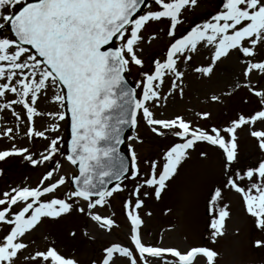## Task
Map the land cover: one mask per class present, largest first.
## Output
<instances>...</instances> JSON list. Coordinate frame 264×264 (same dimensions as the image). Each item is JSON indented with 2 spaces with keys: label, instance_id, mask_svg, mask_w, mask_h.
<instances>
[{
  "label": "snow or ice",
  "instance_id": "1",
  "mask_svg": "<svg viewBox=\"0 0 264 264\" xmlns=\"http://www.w3.org/2000/svg\"><path fill=\"white\" fill-rule=\"evenodd\" d=\"M197 3L0 0V110H11L16 122L15 130L6 127L0 130V136L14 141L23 125L28 140L46 141L42 151L33 152L15 143L0 150V161L17 156L33 168H46L36 186H18L0 193V228L4 229L0 235V264H18L21 257L25 264H79L54 246L23 255L29 248L25 237L45 220L54 222L73 213L87 216L104 230L118 227L114 213L101 215L97 209L124 190V179L138 181L129 198L122 201L129 223V244L110 243L92 264H116L119 259L127 264H215L218 253L210 247L193 246L181 251L147 244L140 235L143 220L137 210L143 205L141 190L150 189L160 199L178 166L198 143L220 151L225 176L222 188L240 194L245 211L254 218V227L264 232V0H223L222 10L210 19L180 31L185 12ZM153 23L164 25L169 42L144 70L143 45L157 38L155 30L148 34ZM200 49H207L208 62L194 67L195 73L210 77L218 64L235 53L242 67L241 80L233 88L246 89L257 98L251 111L235 114L222 127L196 126L178 114L158 118L155 112L164 106L161 100H167L174 91L183 94L178 83L185 75L181 65L188 64ZM133 66L140 69V79L136 87H129L125 73ZM166 79L170 87L163 93ZM224 95L231 96L232 91ZM42 98L50 99L58 110H39ZM220 99L211 96L213 102ZM196 115L210 117L207 111ZM38 117L47 118L48 127L37 129ZM140 120L155 136L176 138L163 151L160 162L144 161L147 171L143 174L132 144H128L130 164L119 150L125 128L135 129ZM59 121H70L71 138L64 151L61 145L65 141L56 134ZM245 127L261 158L251 165L234 167L239 164L237 133ZM127 140L142 142L137 135H129ZM58 155L75 168L71 175L60 174ZM222 188L217 187L209 201L213 243L223 235L225 219L230 215L228 205L219 204ZM148 195V191L143 192V196ZM253 246L264 247V240L254 241Z\"/></svg>",
  "mask_w": 264,
  "mask_h": 264
},
{
  "label": "rangeland",
  "instance_id": "2",
  "mask_svg": "<svg viewBox=\"0 0 264 264\" xmlns=\"http://www.w3.org/2000/svg\"><path fill=\"white\" fill-rule=\"evenodd\" d=\"M222 7L223 0H198L194 8L185 12L184 25L180 31L187 29L186 22H189L190 26L202 23L215 15L217 11L222 10ZM163 29L164 25L157 23L150 24L148 27V34L155 30L157 38L151 44L143 45L144 70L150 67L151 59L159 58V54L165 50L169 42ZM207 56V49H200L193 54L192 60L188 64L181 65V70L185 75L178 83L183 88V94L181 95L180 91L176 90L168 95L167 100H161V104L164 106L155 109L158 118H171L178 114L192 121L196 126L222 127L235 114L251 111L255 107L257 98L251 96L246 89L233 88V85L241 80L242 66L236 59V54L233 53L228 59L218 64L210 77H202L195 73L193 68L207 64ZM139 71L140 69L133 66L126 72L129 81L135 87L136 81L140 79ZM261 83L264 84V81ZM169 87L170 81L166 79L161 91L167 93ZM137 91L139 92V89ZM227 91H232V95H224ZM212 95L220 96V101L213 102ZM10 98H12L11 94ZM245 100L248 101L247 104L243 102ZM38 107L42 111H56L59 106L52 103L50 99L42 98ZM16 110L20 111L19 106L16 107ZM204 111L210 113L208 119H201L196 115ZM48 124L47 118L38 117L35 119L37 129L43 130L48 127ZM6 127L15 130V119L11 116V110H0V130ZM23 128L24 126L20 125L21 130L14 141L0 136V150L8 149L12 143H15L18 147H28L33 152L42 151L46 141L28 140L24 136ZM56 134L65 141L61 145V150L64 151L67 140L66 121H59V129ZM129 135L139 136L142 142L128 141ZM237 136L239 164L234 167L251 165L261 158L255 141L248 135L246 127L238 130ZM175 141L174 137L155 136L140 120L137 127L126 134L122 149L131 161L128 144H132L140 171L143 174L147 171L144 161L156 160L160 162L163 151ZM201 152H205L207 155L201 156ZM56 159L61 161L60 174L71 175L75 171V168L64 161L63 157L58 155ZM222 163L218 149L206 143H198L194 149L189 150L188 158L178 166L177 173L168 182V187L161 193L160 199H156L150 189H142L140 198L143 200V205L137 210L143 220V225L140 228L142 240L147 244L174 247L181 251L193 246H207L218 253L215 264H241V262L249 261H254L255 264H264L262 257L259 258L260 255H264V247L253 246L254 241L264 240V232L254 228V223L253 226L251 225L254 218L245 211L240 194L234 190L222 188V181L225 179ZM45 170V166L33 168L17 156L0 161V193L18 186H36L40 175ZM142 178L143 176H141ZM137 182L124 179V190L109 198V203L103 208L97 209L101 215L111 216L114 213L113 218L118 227H113L110 231L101 229L98 224L80 213L65 215L54 222L45 220L34 232L25 237V240L29 242V248L23 255H28L37 249L43 250L47 246H54L62 255L77 260L79 264H92L102 255L103 248L110 243L119 242L128 245L129 223L122 208V201L129 198V192ZM217 187L222 188V199L219 204L221 206L227 204L230 215L225 219L223 235L218 236L213 243L209 228L212 216L205 215V208L209 194L213 193ZM66 188L67 185L60 191L62 192ZM144 191L149 192L147 197L143 196ZM131 199L135 200V197ZM3 232L4 229L0 228V235ZM255 254L257 260H255ZM251 255L254 257L250 258ZM18 264H25L23 257L18 261ZM116 264H127V261L119 259Z\"/></svg>",
  "mask_w": 264,
  "mask_h": 264
},
{
  "label": "water",
  "instance_id": "3",
  "mask_svg": "<svg viewBox=\"0 0 264 264\" xmlns=\"http://www.w3.org/2000/svg\"><path fill=\"white\" fill-rule=\"evenodd\" d=\"M127 82V81H126ZM128 84V83H127ZM128 86L129 87H131L129 84H128ZM130 127H127V128H125V130H124V133L129 129ZM68 132H69V139L71 138V133H70V121H69V128H68ZM124 135V134H123ZM121 152V151H120ZM122 153V152H121ZM123 154V153H122ZM124 155V154H123ZM124 157H125V159H127L126 158V156L124 155ZM113 182H115V181H113Z\"/></svg>",
  "mask_w": 264,
  "mask_h": 264
},
{
  "label": "bare ground",
  "instance_id": "4",
  "mask_svg": "<svg viewBox=\"0 0 264 264\" xmlns=\"http://www.w3.org/2000/svg\"><path fill=\"white\" fill-rule=\"evenodd\" d=\"M115 46V44H113Z\"/></svg>",
  "mask_w": 264,
  "mask_h": 264
}]
</instances>
